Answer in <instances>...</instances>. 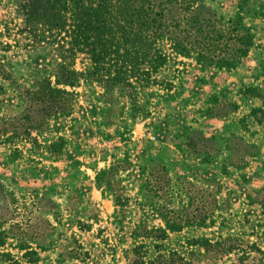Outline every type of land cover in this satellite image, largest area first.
I'll list each match as a JSON object with an SVG mask.
<instances>
[{
  "label": "rangeland",
  "instance_id": "rangeland-1",
  "mask_svg": "<svg viewBox=\"0 0 264 264\" xmlns=\"http://www.w3.org/2000/svg\"><path fill=\"white\" fill-rule=\"evenodd\" d=\"M195 1L203 56L161 39L158 83L129 87L77 53L54 104L56 52L0 0V264H264V0Z\"/></svg>",
  "mask_w": 264,
  "mask_h": 264
},
{
  "label": "trees",
  "instance_id": "trees-1",
  "mask_svg": "<svg viewBox=\"0 0 264 264\" xmlns=\"http://www.w3.org/2000/svg\"><path fill=\"white\" fill-rule=\"evenodd\" d=\"M195 3V0H21L20 31L27 34L29 45L45 41L60 59L55 63L56 86L48 78L38 83V88L45 91L44 99L54 104L68 101L71 92L64 87L76 84L77 53H85L91 62L89 78L129 87L136 83H158L151 75L166 59L157 46L161 39L170 41L177 53L195 52L203 56L201 47L187 40L186 31L199 22L197 9L202 5ZM183 12L188 13L186 23H182L185 17L179 16ZM202 18L209 21L207 15ZM231 26L230 41L240 45L249 40L248 31L240 33L236 20ZM205 37L209 38L208 32ZM248 45L232 51L224 63L228 67L237 64L247 54ZM56 108L57 113L63 112L60 106Z\"/></svg>",
  "mask_w": 264,
  "mask_h": 264
}]
</instances>
